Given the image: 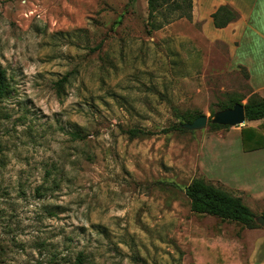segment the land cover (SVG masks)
<instances>
[{
  "label": "rangeland",
  "instance_id": "1",
  "mask_svg": "<svg viewBox=\"0 0 264 264\" xmlns=\"http://www.w3.org/2000/svg\"><path fill=\"white\" fill-rule=\"evenodd\" d=\"M157 16L151 30L147 0H0V264H220L219 248L247 264L251 233L184 194L200 179L264 213L222 181L241 184L247 126L208 125L253 95L246 72L192 15ZM197 114L203 129L165 132Z\"/></svg>",
  "mask_w": 264,
  "mask_h": 264
},
{
  "label": "crops",
  "instance_id": "2",
  "mask_svg": "<svg viewBox=\"0 0 264 264\" xmlns=\"http://www.w3.org/2000/svg\"><path fill=\"white\" fill-rule=\"evenodd\" d=\"M191 1L192 20L199 25L202 36L209 42L224 45L230 64L240 66L246 72L252 94L264 98V0ZM220 6L230 7L238 18L224 28H215L211 15ZM261 123L262 120L244 121L241 126L258 129ZM237 152L244 157L239 164L240 174L234 175L240 178V186L227 178L222 181L244 191L247 200L264 203V148L243 152L238 146ZM248 208L254 213L251 207ZM246 231L251 233L247 264H264V228Z\"/></svg>",
  "mask_w": 264,
  "mask_h": 264
},
{
  "label": "trees",
  "instance_id": "3",
  "mask_svg": "<svg viewBox=\"0 0 264 264\" xmlns=\"http://www.w3.org/2000/svg\"><path fill=\"white\" fill-rule=\"evenodd\" d=\"M148 20L151 30H158L162 24L155 23V18L160 15V10L168 8L173 12H178L179 18L185 17L191 19V0H147ZM238 14L228 6H220L211 15V19L215 28H224L229 23L235 21ZM164 22H167L164 17ZM8 93V83L5 72L0 69V104ZM240 103V100L230 99L229 104L223 106L221 110L231 108L234 104ZM241 104V103H240ZM245 121H259L262 120L258 129L244 127L240 130V140L243 152H249L264 148V98L257 95H252L243 105ZM201 114L193 115L185 119V123H191ZM180 124V123H179ZM170 127L165 132L170 130H181L178 125ZM211 128H228L227 126H219L208 123ZM130 137H140L150 135L140 129H130L127 132ZM184 194L189 200L190 211L200 216H211L221 222L235 223L243 226L246 229H255L257 227L255 214L243 204L239 197L228 194L221 188L214 187L205 183L203 180L194 179L189 185L184 188ZM264 219V213L261 214ZM228 245L227 243L225 246ZM227 247V246H226ZM230 252L226 253L224 248H219L216 254L217 263L229 264V259L233 258ZM234 250V249H233ZM223 251V252H222ZM210 258V254H208ZM75 264H83V258L78 255L75 259ZM237 264H243L238 262Z\"/></svg>",
  "mask_w": 264,
  "mask_h": 264
},
{
  "label": "water",
  "instance_id": "4",
  "mask_svg": "<svg viewBox=\"0 0 264 264\" xmlns=\"http://www.w3.org/2000/svg\"><path fill=\"white\" fill-rule=\"evenodd\" d=\"M211 124L227 127L241 126L245 121L244 108L240 103L234 104L231 108L217 111L209 120ZM208 123V118L204 115L198 116L191 123H180L178 127L181 130L196 131L203 129ZM256 222L264 226V219L259 217Z\"/></svg>",
  "mask_w": 264,
  "mask_h": 264
}]
</instances>
